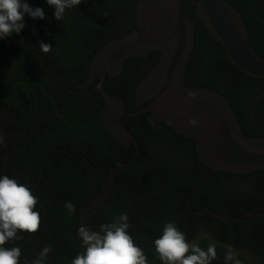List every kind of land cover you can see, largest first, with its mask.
<instances>
[{"label":"trees","instance_id":"1","mask_svg":"<svg viewBox=\"0 0 264 264\" xmlns=\"http://www.w3.org/2000/svg\"><path fill=\"white\" fill-rule=\"evenodd\" d=\"M226 1L241 14L249 44L259 57L264 58V0ZM27 2L43 8L45 19L33 20L25 15V28L19 34L13 33L0 40V91L3 88L9 92L8 108L16 112L19 127L34 124L38 113H53L50 119H57L54 124L56 134L54 138H49L48 133V136H40L39 147L34 145L35 132H29L28 138L22 139L27 154L18 151L14 165L22 159L26 162V171L18 168L13 179L31 190L38 177L43 150L62 148V133L69 136L75 133L82 141L81 145L74 141L63 148L69 153L85 155L94 165L117 159L125 163L131 161L134 146L125 149L99 118L104 103L101 94L66 97L65 91L56 89L53 100L46 92L52 84L42 74L41 62L29 52V46L38 40H47L46 43L52 46L48 53L37 46L46 71L50 74L52 68L61 75L70 78L77 75L84 80L88 74L85 62L91 58L90 44L104 45L130 33L133 24L136 28L137 0H82L78 6L66 10L60 21L55 19L54 9L46 0ZM188 15L194 26V47L184 71V84L222 94L234 110L243 133L264 137V78L251 77L237 69L227 58L222 45L211 38L194 7L188 9ZM52 28L55 32L49 38ZM123 30L125 33H121ZM158 59V51L149 52L145 58L126 59L119 75L105 79L103 89L121 99L126 109L132 108L136 87ZM58 99L68 104V109L60 107ZM66 99L69 103H65ZM127 124L138 141L139 157L130 168L116 176L112 192L93 217L91 226L94 231H99L100 224L111 223L119 215L126 214L130 225L127 231L133 238L136 224L138 246L143 250L147 264H163L155 251L154 241L162 235L166 223L174 222L184 234L191 231V236L185 234L186 241L196 234V229L185 228L184 222L173 214L180 208H264V169L244 175L214 171L199 162L193 139L178 134L164 122L150 124L148 113L130 117ZM51 157L54 158L51 173L45 165L43 178L33 193L47 209L45 233L41 241L30 248L36 257L41 249L51 245L52 251L45 264H71L78 254L85 252L78 236L81 207L91 201L108 176L106 171L115 165L94 170L81 158L58 150L47 153L45 159ZM2 174L0 167V177ZM66 202L75 205V213L68 212ZM34 210L41 216L39 230L35 233L18 231L20 238L14 239L10 246L19 247L22 253L43 227V209L36 205ZM100 215L102 218L98 220ZM258 220L261 222L264 218ZM210 244L215 245L217 253L211 264H225L229 247L225 243H208L206 240L197 245L207 250Z\"/></svg>","mask_w":264,"mask_h":264},{"label":"water","instance_id":"2","mask_svg":"<svg viewBox=\"0 0 264 264\" xmlns=\"http://www.w3.org/2000/svg\"><path fill=\"white\" fill-rule=\"evenodd\" d=\"M190 7H194L196 16L211 38L222 45L227 58L237 69L251 77L264 78V58L253 51L241 14L226 0H137L136 28L101 46L90 63L88 80L90 82L99 78L93 91L100 93L104 100L101 110L104 127L125 149L133 145L135 154L126 163L117 159L94 165L81 153L65 151L81 158L94 170L103 169L109 164L115 165L91 201L81 207L79 227L84 225L94 231L91 221L109 198L116 176L137 161L139 144L127 124L128 119L135 115L148 113L150 124L164 122L178 134L193 139L199 162L214 171L244 175L264 169V137H250L243 133L234 110L222 94L213 89L184 84V71L194 47V26L188 15ZM151 51H158L159 59L136 87L134 106L126 109L121 99L103 89L105 76L126 59L145 58ZM41 68L53 82L43 59ZM15 117V113L11 112L0 115V143L5 147L1 157V177L6 175L13 178L15 152L18 149L15 139L27 131H34L33 127H27L10 133L9 120ZM42 165L39 177L30 190L32 194L41 182ZM37 205L43 209V227L39 236L26 245V252L19 258V264H27L36 258L30 247L38 244L45 233L47 209L42 203L38 202ZM207 213L216 219L233 223L264 217V210L234 216ZM133 230V242L138 246L136 224ZM13 241L6 242L3 247L10 248Z\"/></svg>","mask_w":264,"mask_h":264},{"label":"clouds","instance_id":"3","mask_svg":"<svg viewBox=\"0 0 264 264\" xmlns=\"http://www.w3.org/2000/svg\"><path fill=\"white\" fill-rule=\"evenodd\" d=\"M81 2L82 0H46L47 5L54 9L57 21L63 19L66 10L78 6ZM25 15L33 20L45 19L44 9L31 6L27 0H0V40L21 32L25 28ZM51 47L41 41L39 49L48 53ZM191 123L194 124L195 121ZM37 203L38 198L32 194L29 187L6 175L0 177V264H19L21 249L5 248L3 245L19 239L18 231L35 233L39 230L41 216L34 210ZM65 207L70 214L76 211L71 202H66ZM129 226L126 214L119 215L111 223L100 224L99 231H90L88 227L81 225L78 236L85 252L78 254L71 264H147L143 250L134 244L127 231ZM154 247L163 264H211V261L217 258L214 244L204 250L197 244L188 243L185 234L174 222L166 223L162 235L155 239ZM51 251V245L44 247L38 256L27 264H45ZM230 261L241 264L231 250L225 254V264Z\"/></svg>","mask_w":264,"mask_h":264},{"label":"flooded vegetation","instance_id":"4","mask_svg":"<svg viewBox=\"0 0 264 264\" xmlns=\"http://www.w3.org/2000/svg\"><path fill=\"white\" fill-rule=\"evenodd\" d=\"M134 19H135V15H134ZM134 23L136 25V21ZM130 28L133 30L134 24L130 26ZM54 32H55V29L52 28L49 34V38L53 36ZM121 33H125L124 30ZM41 41L43 40H38L33 45L29 46V52L33 56L37 57L40 60V62H41V59H43V56L39 52L37 46L40 45ZM46 41L47 40L43 42L46 43ZM101 46L102 45L98 42H94L90 44L91 58L86 60L85 62L87 69H88V74L84 80H81L77 75H75L72 78L68 77L67 75H61L58 71H54L52 68H50V74L48 72L47 74L52 79V81L54 82L53 83L47 78V76L44 74L41 68L42 74L52 84L51 88L46 89L47 94L54 100V96L56 95L55 94L56 89L65 91L67 93L66 97H69L71 95L91 97L92 94L96 93L97 91H93V90L96 84L98 83L99 78L96 77L92 81L90 82L88 81L90 80L89 79V67H90V63L92 59L98 53ZM121 69H122V64L121 66L116 67L112 69L109 73H107L105 76V79L107 77L113 78L119 75V72L121 71ZM51 75H53L54 78H52ZM62 76H66V77H62ZM79 92H83V93H79ZM8 94L9 92L6 89L1 88L0 115L5 114L7 112L15 113L16 115L15 119H12V120L10 119L11 121L9 120L10 123L8 124V131L10 133H15L27 127L34 128V131H27L25 135L15 139V144L18 147V149L15 152V158H14V161H16V156H17L18 151L22 152L24 155L27 154V147L26 145H24L25 142L22 141V139H27L29 132H35L37 134V139L36 141H34L35 142L34 145H36L37 147L40 146V143L38 144V139L40 138V136H48L46 134L48 133L49 138H54L56 134V127L54 126V124L56 123L57 119H55L54 117L50 119V115H52L53 113L42 112V113H38V117L36 118L34 124H29L28 126L23 127V128L19 127L20 123H19L16 112L8 108L9 106L8 101H7L9 100ZM11 99H14V97L12 96ZM58 103L60 107L65 106L66 109H68L69 107L68 104L66 105L63 104L61 99H58ZM65 103H69L68 99H66ZM57 111L60 112L59 109ZM99 118L101 120V112H100ZM60 137L62 138L61 139L62 148H46L45 150H43L39 169H38V177L40 174V167L42 163H43L42 178H43V171H44L45 165L48 166L47 172L51 173L50 167L54 163V158L51 157L49 159H45V156L47 153H50L52 151L55 152L56 150L65 152L67 150H65L63 147L71 146V144L74 141H78L77 143L79 145L82 144V141H80V139L78 138L77 135H75V133H74V136H69L68 134L66 135L65 133H62ZM4 151H5V147L2 143H0V167L1 168H2L1 157ZM17 164L18 165L16 164L14 165L15 170H18L19 168L20 170L26 171V162L24 160L22 159L17 160ZM114 169L115 167H111V168L109 167L108 170L106 171L107 174L106 173H103V174L108 175ZM13 178H14V175H13ZM256 210H264V208H256L255 206L253 208H180L179 212L178 210H176V212L173 214H175V217L177 219L184 222L183 225L185 226V228H188L190 230H192V228L196 229V234L187 241L188 243L200 244L203 242V240H206L208 243H225L226 246L229 247V250L234 252L235 257L238 258V260H245L247 262L246 264H264V221L260 222L258 220L259 218H264V217L257 216L247 221L233 223L230 221L225 222V221L216 219L207 213L208 211H210L216 214L230 215V213H238L236 215H244L249 212L256 211ZM101 218H102V215L98 216V220H101ZM214 220H218V221H214ZM185 234L186 236H191L190 235L191 231Z\"/></svg>","mask_w":264,"mask_h":264}]
</instances>
